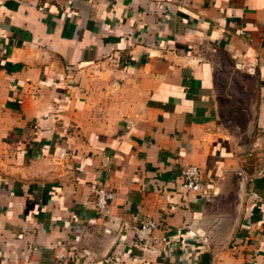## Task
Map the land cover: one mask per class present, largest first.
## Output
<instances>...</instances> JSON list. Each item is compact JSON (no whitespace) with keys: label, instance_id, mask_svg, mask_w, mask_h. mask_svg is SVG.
I'll return each mask as SVG.
<instances>
[{"label":"crops","instance_id":"1","mask_svg":"<svg viewBox=\"0 0 264 264\" xmlns=\"http://www.w3.org/2000/svg\"><path fill=\"white\" fill-rule=\"evenodd\" d=\"M0 264H264V0H0Z\"/></svg>","mask_w":264,"mask_h":264},{"label":"built area","instance_id":"2","mask_svg":"<svg viewBox=\"0 0 264 264\" xmlns=\"http://www.w3.org/2000/svg\"><path fill=\"white\" fill-rule=\"evenodd\" d=\"M241 35L245 33L240 31ZM182 187L189 193H200L204 188L203 179L198 167L194 165H188L181 170ZM93 193L96 199V210L99 216L109 215L110 201L113 199L111 192L103 188H94ZM159 228L156 221L145 219L140 222V225L134 230V238L139 244L144 246L155 245L158 241L154 233Z\"/></svg>","mask_w":264,"mask_h":264},{"label":"rangeland","instance_id":"3","mask_svg":"<svg viewBox=\"0 0 264 264\" xmlns=\"http://www.w3.org/2000/svg\"><path fill=\"white\" fill-rule=\"evenodd\" d=\"M225 63H227L226 60H225ZM233 76H236V75L233 74ZM236 78H238V77L236 76ZM234 79H235V77L232 80L234 81ZM246 86H247V91L244 92V93H241V98H239L238 93H237L236 90L233 89L232 91L235 92L234 103L236 105L241 104L242 108H243V106L244 107H249L250 112L246 116V119L248 120L247 132L249 134L251 132V127H252V123L251 122H252V119H253V111H254V109H253L254 108V103H253V95L254 94H253V91H251L250 83H247ZM233 109H234L233 112L230 111V113H227L228 114L227 116H229L230 119H233V121L237 123L239 121V119H240V114H241L240 121L245 118L244 116H242V112H239L238 107L233 108Z\"/></svg>","mask_w":264,"mask_h":264}]
</instances>
